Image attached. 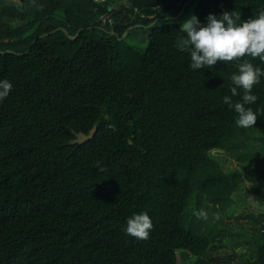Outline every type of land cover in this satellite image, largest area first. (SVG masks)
<instances>
[{
	"label": "trees",
	"instance_id": "trees-1",
	"mask_svg": "<svg viewBox=\"0 0 264 264\" xmlns=\"http://www.w3.org/2000/svg\"><path fill=\"white\" fill-rule=\"evenodd\" d=\"M119 1L0 0V80L13 85L0 101V264H181L179 250L209 264L244 182L213 150L253 162L263 207L250 216L246 264H264V114L241 128L223 103L242 102L243 89L230 91L242 61L194 70L176 47L186 35L178 16L192 5L201 24L225 11L242 23L264 0ZM252 94L246 107L264 111V76ZM94 126L92 139L70 143ZM204 207L212 215L198 219ZM144 212L149 238L127 235Z\"/></svg>",
	"mask_w": 264,
	"mask_h": 264
},
{
	"label": "clouds",
	"instance_id": "clouds-1",
	"mask_svg": "<svg viewBox=\"0 0 264 264\" xmlns=\"http://www.w3.org/2000/svg\"><path fill=\"white\" fill-rule=\"evenodd\" d=\"M241 16L237 11H225L217 17L210 14L207 24H201L195 15L187 19L181 26L180 31L185 33L177 39L176 47L181 52L190 53V67L194 70L213 68L217 62L238 63L239 74L231 75V83L234 85L230 91L232 96H237V89H243L242 102H233L231 96H224L223 103L233 108L238 114L236 124L241 128L253 127L258 119L257 112L251 105L256 103L258 97L252 94L254 86L260 83L264 76V69L254 66L246 56L259 59L264 62V10L257 17L238 23ZM12 83L0 80V101H3L12 90ZM198 219H208V213L201 209L193 213ZM215 219H220L219 213ZM125 228V233L140 240H146L154 225L147 212L135 214L130 217Z\"/></svg>",
	"mask_w": 264,
	"mask_h": 264
},
{
	"label": "rangeland",
	"instance_id": "rangeland-1",
	"mask_svg": "<svg viewBox=\"0 0 264 264\" xmlns=\"http://www.w3.org/2000/svg\"><path fill=\"white\" fill-rule=\"evenodd\" d=\"M123 4H127V0H120L117 6ZM195 8L196 5H192L178 16L180 26L194 15ZM134 32H132L129 41L144 47L146 43L143 42H146V36L142 31ZM211 156L226 166L241 169L244 182L239 191L233 195L234 203L226 212L222 213L221 219L218 221V229L209 249L212 255L209 264H246L253 260V247L255 245L252 236L256 224L250 216H256L258 213V211H253L254 207L257 210L258 207H263V203L255 194L258 182L257 173L253 171V162H241L224 151L213 150ZM203 210L208 213V217L210 214L212 215V210L208 211L205 207ZM211 220L209 226L213 224V219ZM204 229L207 228L204 227ZM178 254L181 264H197L191 254L185 253L186 255L182 256L181 250L178 251Z\"/></svg>",
	"mask_w": 264,
	"mask_h": 264
},
{
	"label": "water",
	"instance_id": "water-1",
	"mask_svg": "<svg viewBox=\"0 0 264 264\" xmlns=\"http://www.w3.org/2000/svg\"><path fill=\"white\" fill-rule=\"evenodd\" d=\"M173 2V0H169V2H167L165 4V6L170 5ZM127 34V32L125 33V35ZM97 131V126H94L93 129H91L89 134H86L84 132H76L73 131L76 135V138L71 140L70 143H83L89 139H92L95 136V133Z\"/></svg>",
	"mask_w": 264,
	"mask_h": 264
},
{
	"label": "built area",
	"instance_id": "built-area-1",
	"mask_svg": "<svg viewBox=\"0 0 264 264\" xmlns=\"http://www.w3.org/2000/svg\"><path fill=\"white\" fill-rule=\"evenodd\" d=\"M108 20V18H105L104 21Z\"/></svg>",
	"mask_w": 264,
	"mask_h": 264
}]
</instances>
